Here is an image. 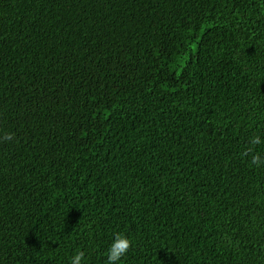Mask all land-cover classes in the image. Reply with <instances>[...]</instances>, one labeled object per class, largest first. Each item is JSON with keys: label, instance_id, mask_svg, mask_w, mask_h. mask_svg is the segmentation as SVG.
Wrapping results in <instances>:
<instances>
[{"label": "trees", "instance_id": "16d2710c", "mask_svg": "<svg viewBox=\"0 0 264 264\" xmlns=\"http://www.w3.org/2000/svg\"><path fill=\"white\" fill-rule=\"evenodd\" d=\"M253 135L264 0H0V264H264Z\"/></svg>", "mask_w": 264, "mask_h": 264}, {"label": "clouds", "instance_id": "9594fccd", "mask_svg": "<svg viewBox=\"0 0 264 264\" xmlns=\"http://www.w3.org/2000/svg\"><path fill=\"white\" fill-rule=\"evenodd\" d=\"M15 138L13 133H4L2 139L4 141H11ZM264 143L259 135H253L249 138V144L251 147L246 148L243 152V156L248 157L251 156L250 163L252 165L260 166L264 164V159L261 158L259 153H255V146ZM132 247V241L127 238L123 233H116L114 235L113 242L109 246L106 253L105 264H118L122 260V258L129 252ZM85 259V252L82 250H78L74 253L72 259L70 260V264H83Z\"/></svg>", "mask_w": 264, "mask_h": 264}]
</instances>
